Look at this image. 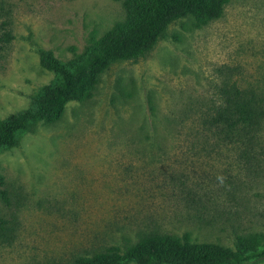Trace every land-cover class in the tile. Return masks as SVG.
<instances>
[{
	"label": "rangeland",
	"instance_id": "1",
	"mask_svg": "<svg viewBox=\"0 0 264 264\" xmlns=\"http://www.w3.org/2000/svg\"><path fill=\"white\" fill-rule=\"evenodd\" d=\"M1 6L13 39L0 50V121L54 79L39 48L68 63L125 18L114 0ZM232 87L264 109V0H229L199 28L173 22L144 57L102 73L92 98L0 150L10 229L0 264H71L149 232L229 248L236 235H264V118L235 144L207 128Z\"/></svg>",
	"mask_w": 264,
	"mask_h": 264
},
{
	"label": "trees",
	"instance_id": "2",
	"mask_svg": "<svg viewBox=\"0 0 264 264\" xmlns=\"http://www.w3.org/2000/svg\"><path fill=\"white\" fill-rule=\"evenodd\" d=\"M120 2L125 18L101 38L93 40L84 53L68 63L51 52L38 49L40 64L54 74L50 84L32 98L28 109L0 121V150L17 145L20 134L39 122L58 121L67 104L93 96L99 77L112 64L144 57L170 24L190 18L196 27L219 19L229 0H114ZM3 7H0V13ZM0 50L13 35L10 21L1 23ZM264 109L254 94L232 87L208 119V129L225 144H235L256 131ZM0 184L3 185L2 178ZM0 196L6 200V191ZM10 229L0 219V243L9 240ZM264 260V235L235 236L233 248L196 242L189 233L182 236L146 233L124 248L111 246L90 257H78L71 264H248Z\"/></svg>",
	"mask_w": 264,
	"mask_h": 264
}]
</instances>
